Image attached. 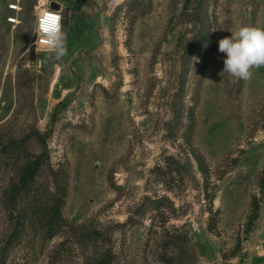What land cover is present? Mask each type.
I'll return each instance as SVG.
<instances>
[{
	"label": "rangeland",
	"instance_id": "rangeland-1",
	"mask_svg": "<svg viewBox=\"0 0 264 264\" xmlns=\"http://www.w3.org/2000/svg\"><path fill=\"white\" fill-rule=\"evenodd\" d=\"M39 1L0 0V264H264V67L218 51L264 0H41L59 62Z\"/></svg>",
	"mask_w": 264,
	"mask_h": 264
},
{
	"label": "clouds",
	"instance_id": "clouds-1",
	"mask_svg": "<svg viewBox=\"0 0 264 264\" xmlns=\"http://www.w3.org/2000/svg\"><path fill=\"white\" fill-rule=\"evenodd\" d=\"M62 13V6L58 12L51 11L48 6L43 15L36 16L31 29L38 37L35 42L36 52H43L53 62L62 61L68 55L67 32L62 24ZM230 32L231 36L218 41V51L226 55L222 73L249 81L253 69L264 67V28L238 26Z\"/></svg>",
	"mask_w": 264,
	"mask_h": 264
},
{
	"label": "built area",
	"instance_id": "built-area-1",
	"mask_svg": "<svg viewBox=\"0 0 264 264\" xmlns=\"http://www.w3.org/2000/svg\"><path fill=\"white\" fill-rule=\"evenodd\" d=\"M36 9H37L38 15H43L45 13V11L48 10V7L46 6V4L43 1L40 0L38 2V5H37ZM50 10L54 11V12H58V11H55V10H53L51 8H50ZM37 38L38 37L36 36L34 42L32 43V46H31L35 51H36V43L35 42H36Z\"/></svg>",
	"mask_w": 264,
	"mask_h": 264
},
{
	"label": "bare ground",
	"instance_id": "bare-ground-1",
	"mask_svg": "<svg viewBox=\"0 0 264 264\" xmlns=\"http://www.w3.org/2000/svg\"><path fill=\"white\" fill-rule=\"evenodd\" d=\"M11 9H13V10H17L18 8L14 6V7H12Z\"/></svg>",
	"mask_w": 264,
	"mask_h": 264
},
{
	"label": "water",
	"instance_id": "water-1",
	"mask_svg": "<svg viewBox=\"0 0 264 264\" xmlns=\"http://www.w3.org/2000/svg\"><path fill=\"white\" fill-rule=\"evenodd\" d=\"M53 8L59 9V6H56V7L54 6Z\"/></svg>",
	"mask_w": 264,
	"mask_h": 264
},
{
	"label": "trees",
	"instance_id": "trees-1",
	"mask_svg": "<svg viewBox=\"0 0 264 264\" xmlns=\"http://www.w3.org/2000/svg\"><path fill=\"white\" fill-rule=\"evenodd\" d=\"M101 264H103V263H101Z\"/></svg>",
	"mask_w": 264,
	"mask_h": 264
}]
</instances>
